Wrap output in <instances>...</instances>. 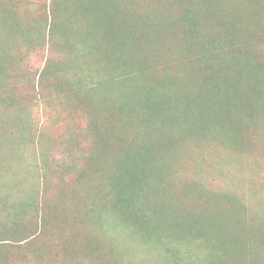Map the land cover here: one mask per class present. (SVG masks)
I'll use <instances>...</instances> for the list:
<instances>
[{"label": "trees", "instance_id": "16d2710c", "mask_svg": "<svg viewBox=\"0 0 264 264\" xmlns=\"http://www.w3.org/2000/svg\"><path fill=\"white\" fill-rule=\"evenodd\" d=\"M45 51L58 57L37 86L84 120L67 127L58 176L91 201L70 222L79 213L44 198L45 174L0 182V264H121L127 251L105 252L89 223L133 240L138 264H264L262 218L174 179L205 154L229 167L263 138L264 0H0V81Z\"/></svg>", "mask_w": 264, "mask_h": 264}, {"label": "rangeland", "instance_id": "374dc122", "mask_svg": "<svg viewBox=\"0 0 264 264\" xmlns=\"http://www.w3.org/2000/svg\"><path fill=\"white\" fill-rule=\"evenodd\" d=\"M35 8L36 4L30 2L22 7V11L28 13ZM22 11L20 14L25 16V21L28 23L29 16ZM49 57L56 59L58 56L47 51L31 54L25 59L22 69L16 73L15 79L0 81V182L7 183L8 177H13L20 172L32 173L41 178L45 174L48 190L44 198L59 204L62 209L72 212L71 214L79 213L77 219L68 218V221L82 222L80 213L88 209L91 200L87 191L80 187L74 188L75 174L58 176L60 175L58 165L69 158L62 144V141L70 134L67 132V127L77 124V118L82 126L84 120L82 121V113L78 108L70 111L62 105L63 97L54 93V89H49L47 93L48 90L42 91L37 86L38 73ZM70 117H73L72 120ZM24 130L27 131L26 135ZM262 135L263 138L254 136V146L248 150L247 154L233 156L231 166L227 167L217 159L213 161L208 154H205L203 159L204 162L207 160L208 164H203L204 162L201 164L200 173L191 175L193 164L187 168L186 164L184 169L178 167L174 179H182L185 176L191 179L190 183L199 182L198 185L206 191V194L231 195L246 204L253 215L264 220V132ZM20 136H22L21 139ZM82 137L81 147L84 151L79 153L77 150L72 153L82 157L78 164L79 168L89 154L87 153L89 148L86 145L90 139L87 135ZM70 150L75 151L76 148ZM203 151L210 152L208 149ZM188 155L194 160L199 159L191 148ZM83 157H85L84 160ZM44 163L50 166L49 171L44 168ZM12 180L13 178L9 183ZM60 184L64 187L60 188ZM193 193L195 192H191ZM192 197L197 198V195ZM81 229L91 234L90 236H95L105 252L108 250L107 246L110 247V243L125 249L128 255L121 264H138L134 256L137 251L140 255L142 254L140 247L133 240L127 239L121 230L106 231L91 223L85 224Z\"/></svg>", "mask_w": 264, "mask_h": 264}]
</instances>
